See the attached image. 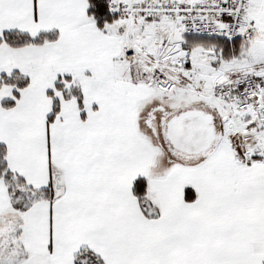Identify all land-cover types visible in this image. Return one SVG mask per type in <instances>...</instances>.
Listing matches in <instances>:
<instances>
[{"label":"snow or ice","instance_id":"obj_1","mask_svg":"<svg viewBox=\"0 0 264 264\" xmlns=\"http://www.w3.org/2000/svg\"><path fill=\"white\" fill-rule=\"evenodd\" d=\"M0 264H264V0H0Z\"/></svg>","mask_w":264,"mask_h":264}]
</instances>
